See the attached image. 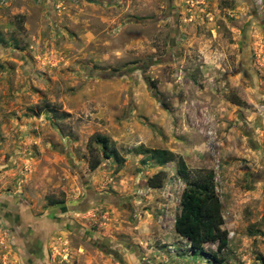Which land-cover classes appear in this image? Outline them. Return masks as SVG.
I'll return each mask as SVG.
<instances>
[{"label": "rangeland", "instance_id": "rangeland-1", "mask_svg": "<svg viewBox=\"0 0 264 264\" xmlns=\"http://www.w3.org/2000/svg\"><path fill=\"white\" fill-rule=\"evenodd\" d=\"M161 149L214 170L221 264H264V0H0V264H213Z\"/></svg>", "mask_w": 264, "mask_h": 264}, {"label": "trees", "instance_id": "trees-1", "mask_svg": "<svg viewBox=\"0 0 264 264\" xmlns=\"http://www.w3.org/2000/svg\"><path fill=\"white\" fill-rule=\"evenodd\" d=\"M93 140L103 146L105 157L110 156L106 152L109 149L110 154L113 151L116 153V150L110 148L107 136L98 133L93 136ZM153 152L161 163H165L167 159H175L177 174L185 183L181 197V210L175 221L176 231L190 242L194 250H203L206 243H217V251L213 253L215 260L213 264H221L223 258L219 255L228 246L229 233L223 227L225 221L214 170L190 167L182 156H175L166 150H154ZM91 157L90 167L95 169L101 160L94 159L92 153ZM164 178L165 171H158L149 178V186L162 187Z\"/></svg>", "mask_w": 264, "mask_h": 264}, {"label": "water", "instance_id": "water-1", "mask_svg": "<svg viewBox=\"0 0 264 264\" xmlns=\"http://www.w3.org/2000/svg\"><path fill=\"white\" fill-rule=\"evenodd\" d=\"M73 205L75 206V205H77V204H73ZM73 205H72V206H73ZM72 206H71V207H72Z\"/></svg>", "mask_w": 264, "mask_h": 264}]
</instances>
